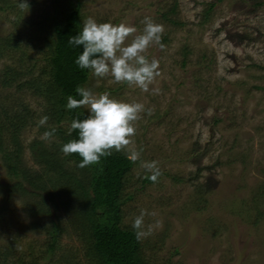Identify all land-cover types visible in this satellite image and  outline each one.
I'll return each instance as SVG.
<instances>
[{"label": "rangeland", "instance_id": "rangeland-1", "mask_svg": "<svg viewBox=\"0 0 264 264\" xmlns=\"http://www.w3.org/2000/svg\"><path fill=\"white\" fill-rule=\"evenodd\" d=\"M20 2L0 0V37L14 31L22 47L0 56V74L11 63L32 69L26 78L48 70L54 16L60 18L72 4L78 5L81 30L88 17L123 22L138 32L145 17L163 26V48L153 45L146 53L159 60L160 75L149 92L91 72L84 84L94 93L153 109L136 122L133 140L141 160L157 161L162 174L156 182L146 181L140 162L131 165L122 225L132 227L141 209L156 213L145 223L159 224L139 241L147 264H264V0H27V11L18 7ZM153 88L158 94H152ZM46 105L31 88L15 83L4 88L0 81V108L11 117L27 116L18 159L31 174L44 170L32 155V142L42 141L50 150L61 142L56 135L50 142L40 139L51 125L48 120L38 126ZM59 156L65 169L87 177L80 163L62 151ZM50 176L58 178L54 172ZM6 177L0 151V248L13 242V260L29 261L42 253L47 258L48 235L29 226L56 218L61 233L48 264H89L67 192L55 196L56 208L43 214L38 212L39 190L23 194L14 189L6 201Z\"/></svg>", "mask_w": 264, "mask_h": 264}, {"label": "trees", "instance_id": "trees-1", "mask_svg": "<svg viewBox=\"0 0 264 264\" xmlns=\"http://www.w3.org/2000/svg\"><path fill=\"white\" fill-rule=\"evenodd\" d=\"M78 11V5L72 4L60 18L54 16L52 37L48 39L49 49L45 57L49 65L48 70L43 69L39 76L26 78V75H32L33 70H21L11 63L6 64L1 71L2 87H10L15 83L20 89L31 88L35 95L45 99L47 104L45 116L51 121V125L48 128L44 127L43 130L50 131L55 128L54 135L61 140V142L56 140L51 150L42 141L32 142L30 145L32 155L44 170L42 173L31 174L27 167L21 166L18 159L24 147L19 136L21 129L27 124V116L18 112L11 117L8 109L1 107L0 151L3 152L6 176L9 178L6 177L8 182L3 195L7 201L11 197L9 192L14 189L23 194L36 193V190H39L38 195L42 200L39 204L41 210L38 212L48 214L56 208L55 196H60L66 191L71 197L68 204L71 205V211L74 213L72 223L77 227L79 237L84 242L85 256L89 264H147L140 242L136 239L135 230L130 226L122 225L123 191L126 176L133 162L124 153L113 151L111 155L101 157L98 164L83 167L87 177L78 178L64 168V161L59 156L64 143L78 138V131L68 134L67 129L71 121L75 118L84 119L87 116L82 107L72 110L66 107L69 95L77 99L81 98L76 88L84 87L90 73L88 69H80L75 63L78 55L82 53V46L68 43L71 36L81 31L77 20ZM20 48L22 47L19 35L14 31L0 37V56L6 51ZM43 74L48 77L42 79ZM68 156L78 163L82 160L77 154ZM51 172H54L58 178L53 180L50 176ZM45 176L49 179L46 180ZM40 180L44 182L41 184ZM145 180L151 181L149 178ZM47 181H52L51 188L47 186ZM200 199V202L204 200L202 196ZM198 203L195 205L196 209L200 207ZM29 227L48 235L45 251L49 258L53 255L57 238L61 233L58 221L52 218L49 223H45L37 219ZM14 248L13 242L0 248L2 264H48V259L42 256L43 253L39 257H32L29 261L23 260L22 257L13 260Z\"/></svg>", "mask_w": 264, "mask_h": 264}, {"label": "clouds", "instance_id": "clouds-1", "mask_svg": "<svg viewBox=\"0 0 264 264\" xmlns=\"http://www.w3.org/2000/svg\"><path fill=\"white\" fill-rule=\"evenodd\" d=\"M18 7L22 11L29 9L27 0H21ZM82 30L69 38L70 45L82 46V53L75 63L80 69H88L94 77L111 78L117 84H126L142 92H149L159 73V60L149 59V48L159 45L163 48L161 37L163 26L151 17H145L141 23L142 31L126 23L114 24L98 22L93 17L83 20ZM158 94L159 89H151ZM76 92L81 98L67 97V109L86 108L88 115L84 119L75 118L67 131L70 135L78 131V138L64 143L61 151L65 156L77 154L82 160L79 167L98 164L101 157L109 156L113 150L123 152L133 162H140L146 178L156 182L162 174L157 161H142L141 152L135 147L133 137L136 135L135 124L142 119V114H153V109L141 102H127L112 98L109 93H94L91 89L78 86ZM48 117L43 116L38 126L47 124ZM56 132L55 128L45 131L40 139L50 142ZM155 217L156 213L141 209L132 221L136 239L142 241L150 236L159 224L145 223V217Z\"/></svg>", "mask_w": 264, "mask_h": 264}]
</instances>
